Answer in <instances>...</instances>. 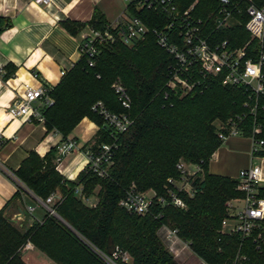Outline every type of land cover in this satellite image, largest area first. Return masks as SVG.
<instances>
[{
    "label": "trees",
    "instance_id": "16d2710c",
    "mask_svg": "<svg viewBox=\"0 0 264 264\" xmlns=\"http://www.w3.org/2000/svg\"><path fill=\"white\" fill-rule=\"evenodd\" d=\"M195 2L197 14L204 20L218 7L215 0H180V5L185 9ZM133 13L150 27L157 23L152 11ZM108 22L106 15L95 8L86 25L70 19L63 24L75 32L77 27L87 25L103 29ZM219 37L230 38L238 46L250 36L242 24L220 31ZM170 61L153 35L132 47L117 41L101 49L93 67L86 56H81L52 88L54 103L44 110L45 125L61 132L65 139L84 117H89L99 126L92 149L112 141L110 128L92 111V105L102 101L112 112L125 110L112 89L116 78L130 92L135 121L120 135L114 164L104 178L88 170L76 180L64 178L55 163L57 148L43 157L36 151L28 154L15 171L16 176L42 200L59 191L61 196L53 208L62 219L49 212L42 222L20 227L12 221L13 211L22 204L20 191L16 192L0 210V264H29L23 258L28 242L57 264H109L93 247L109 254L110 238L118 251L130 256V263L117 258L119 264H186L170 252L159 235L163 224L176 228L179 237L189 242L193 254L207 264H264V244L258 248L254 241L258 231L248 238L221 232L227 216L226 202L243 196L237 188L239 180L208 172L210 159L222 142L213 122L245 110L243 88L224 85L218 76L204 92L175 95L170 105L162 96ZM258 102L256 119L263 127L259 137L264 139V95ZM253 123L254 117L248 116L245 136H250ZM260 154L264 155V151ZM180 157L200 163L204 169L196 181L198 193L194 197L181 194L187 204L185 209L163 206L154 199L149 213L139 215L121 205L132 184L143 192L164 194L168 179L180 177L176 167ZM79 186L83 194L97 197L95 206H88L76 195ZM259 196L264 197V187L259 188ZM239 253L246 258L236 261Z\"/></svg>",
    "mask_w": 264,
    "mask_h": 264
},
{
    "label": "built area",
    "instance_id": "2783aa9c",
    "mask_svg": "<svg viewBox=\"0 0 264 264\" xmlns=\"http://www.w3.org/2000/svg\"><path fill=\"white\" fill-rule=\"evenodd\" d=\"M36 4L48 7L53 0H34ZM125 9L114 20H109L103 29L86 26L80 40V57L86 56L90 66H95L96 58L101 49L113 45L117 41L132 47L147 40L153 35L156 44L164 50L171 61L165 69V85L162 96L170 102L173 96L183 97L189 93H202L207 90L214 77L220 76L223 84L230 87H241L246 99L243 103L245 110L225 120L218 119L214 124L217 136L226 141L232 136H245L246 119L254 117L250 137L252 140V156L261 157L264 151V139L259 136L263 127L257 122L259 108L258 99L264 95V0H215L218 7L211 12L208 20L198 16L196 2L183 9L180 0H124ZM148 10L156 14V25L150 27L145 20L133 13ZM245 20V21H243ZM244 25L249 33L241 45H234L230 38H220V31L229 30L237 25ZM67 71H62L64 76ZM39 78L38 73H34ZM21 97L10 106L8 113L14 118L44 123V110L54 103L53 86L42 83L33 87L24 83ZM112 89L121 102L123 112L110 111L102 101L92 105V111L99 114L111 130V142L89 148L85 154L87 165L85 170L100 178L108 175L114 164V157L119 148V138L135 121L131 114L132 97L128 88L117 80ZM264 108V106H263ZM1 144V143H0ZM77 147L75 140H65L57 147L55 163L57 169L67 155ZM179 178L170 177L169 185L162 195L140 191L132 184L125 192L121 205L130 213L145 215L149 213L153 200L161 205H173L185 209L186 201L181 196L185 194L194 197L198 193L196 181L204 173L200 163L187 164L178 162ZM238 189L243 196L231 198L226 202L227 216L222 221L221 232L239 234L242 238L254 236L257 247L264 244V197L259 196V188L264 182L262 166L251 165L242 169L239 175ZM76 195L88 206H95L92 196L83 194L79 186ZM41 202L49 207V212L55 214L54 194ZM32 212L33 208H29ZM167 248L179 257L185 251L193 253L189 242L182 240L176 228L163 224L159 229ZM34 245L28 242L23 250L31 249ZM94 250L109 264H119L116 259L121 257L128 263L130 256L126 252L117 251L109 255L100 249ZM240 253L236 261L245 259ZM203 264H207L202 260Z\"/></svg>",
    "mask_w": 264,
    "mask_h": 264
},
{
    "label": "crops",
    "instance_id": "0c3cea01",
    "mask_svg": "<svg viewBox=\"0 0 264 264\" xmlns=\"http://www.w3.org/2000/svg\"><path fill=\"white\" fill-rule=\"evenodd\" d=\"M102 3L103 0H53L45 7L34 0H0V210L20 191L26 214L17 218L16 210L12 218H17L16 224L22 228L42 222L49 213L42 199L16 176L22 161L31 151L43 157L65 140H75L76 149L66 156L58 171L64 178L76 180L86 168L85 152L92 148L99 126L84 117L65 139L58 130L48 129L38 121L14 118L8 110L23 94L24 83L54 87L62 80V71H69L80 58V40L86 31L84 26L70 32L63 21L70 19L86 25L95 8L107 17ZM251 147L252 140L247 136L222 141L210 159L208 172L238 179L242 169L258 164L264 176V155L253 157ZM60 196L59 191L55 192L54 200ZM92 198L97 201V197ZM23 258L29 264H57L35 246L23 250Z\"/></svg>",
    "mask_w": 264,
    "mask_h": 264
},
{
    "label": "rangeland",
    "instance_id": "374dc122",
    "mask_svg": "<svg viewBox=\"0 0 264 264\" xmlns=\"http://www.w3.org/2000/svg\"><path fill=\"white\" fill-rule=\"evenodd\" d=\"M101 8L105 10L107 14V18L110 20H113L117 18L125 9V1L124 0H103V3L101 4ZM120 80L116 78L113 82ZM218 119H216L213 124L217 123ZM185 162L187 164L194 163L193 161H190L188 159H185L184 157H180L178 162ZM54 194V193H52ZM150 194V193H149ZM96 197V196H95ZM93 200L95 198H92ZM96 200V199H95ZM57 200H55L56 202ZM181 258L180 260L182 262H186V264H203L202 260L196 257L193 253L185 251L184 253L179 256ZM131 262V259L128 260V263Z\"/></svg>",
    "mask_w": 264,
    "mask_h": 264
},
{
    "label": "water",
    "instance_id": "95a60500",
    "mask_svg": "<svg viewBox=\"0 0 264 264\" xmlns=\"http://www.w3.org/2000/svg\"><path fill=\"white\" fill-rule=\"evenodd\" d=\"M25 214H26V211L23 208L20 207L18 209L17 218H22V217L25 216ZM55 215L58 216L59 218H61L57 213H55ZM17 218H12V221L16 223L17 222ZM116 251H117L116 244H115L114 240L112 238H110L109 242H108V253H109V255H113Z\"/></svg>",
    "mask_w": 264,
    "mask_h": 264
}]
</instances>
